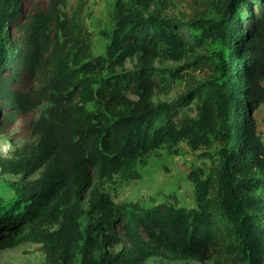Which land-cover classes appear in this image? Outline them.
<instances>
[{"label":"trees","instance_id":"obj_1","mask_svg":"<svg viewBox=\"0 0 264 264\" xmlns=\"http://www.w3.org/2000/svg\"><path fill=\"white\" fill-rule=\"evenodd\" d=\"M66 3L0 0V133L18 115L48 104L28 123L36 142L0 156L3 173L20 175L15 205L0 211V249L39 244L46 264H145L161 255L206 260L223 247L243 264H264V144L253 115L264 103V0H219L221 22L209 26L214 39L226 41L222 81L200 83L193 98L227 145L208 175L209 211L197 218L167 203L103 202L92 188L94 177L136 178L138 159L173 136L166 106L161 111L152 101L153 93L169 89L154 64L172 53L185 59L201 44V36L188 35L194 21L164 18L173 0H116L106 56L120 52L119 64L134 58V70L92 88L90 75L108 64L100 55L91 58L81 6L68 11ZM194 61L212 69L215 57ZM94 99L96 110L86 111ZM89 189L97 217L82 244L78 219ZM121 237L119 250L103 249Z\"/></svg>","mask_w":264,"mask_h":264},{"label":"rangeland","instance_id":"obj_2","mask_svg":"<svg viewBox=\"0 0 264 264\" xmlns=\"http://www.w3.org/2000/svg\"><path fill=\"white\" fill-rule=\"evenodd\" d=\"M47 0H27L33 6L39 7ZM116 0H67L65 9L71 11L81 6V21L90 33L91 58L102 56L108 67L90 76L94 80L92 88H96L108 76L134 70V58L122 59L119 64L116 56H106L105 48L110 41L114 21L111 12ZM173 6L163 15L164 18L179 21L181 24L193 22L188 35L201 36V44L188 51L185 59H178L176 53L169 54L163 62L155 63L160 74L169 82L168 92L153 93L152 101L155 108L166 106L169 118L173 121L175 131L167 142H159L147 154L141 156L136 165L138 174L133 179H123L113 175L112 179L103 181L93 178V189L101 195L103 202L114 204H134L144 208L158 203H167L179 212L189 213L197 218L209 211L206 199L212 196L208 189L207 179L212 169L225 156L224 136L213 132L207 125L205 110L201 112L199 102L193 98L195 89L205 81L221 82L219 65L220 57L226 59V41L222 36L212 37L209 28L211 22H221L222 12L219 11V0H173ZM5 28L0 26L1 39ZM173 48V47H172ZM176 50V49H175ZM1 54V51H0ZM206 55L215 57L212 69L198 66L194 59ZM121 58V56L119 57ZM97 99L86 103L83 107L88 112L96 110ZM165 105V106H164ZM48 106L41 104L36 110L18 115L13 123L0 133V156L12 157L14 152L24 144H34L36 137L30 132L28 123L37 119ZM162 111V110H161ZM166 113H163V117ZM257 130L264 144V103L254 112ZM162 117V118H163ZM221 152V155L217 154ZM37 176L34 174L33 177ZM20 175L3 173L0 170V211L12 207L17 199L14 191V181ZM201 184H203L201 186ZM86 193L82 200L83 213L79 217V227L82 234V244L90 234L91 225L96 220V213L91 208ZM24 204H21L23 206ZM93 226V225H92ZM229 238V237H228ZM231 240V238H229ZM229 239L225 240L228 244ZM123 238L113 247L103 245V249L116 252L123 245ZM97 256V253L95 254ZM243 264L239 256L231 257L220 247L211 258L206 260H171L165 255L149 258L145 264ZM0 264H46L39 244L26 242L16 247L0 249Z\"/></svg>","mask_w":264,"mask_h":264}]
</instances>
